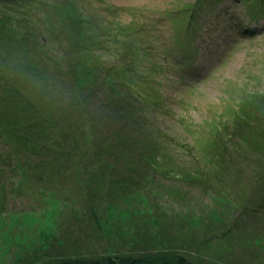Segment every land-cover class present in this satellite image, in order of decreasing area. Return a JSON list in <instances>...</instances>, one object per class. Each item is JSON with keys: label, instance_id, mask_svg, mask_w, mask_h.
Masks as SVG:
<instances>
[{"label": "rangeland", "instance_id": "374dc122", "mask_svg": "<svg viewBox=\"0 0 264 264\" xmlns=\"http://www.w3.org/2000/svg\"><path fill=\"white\" fill-rule=\"evenodd\" d=\"M204 1L0 0V264H264V0Z\"/></svg>", "mask_w": 264, "mask_h": 264}, {"label": "trees", "instance_id": "16d2710c", "mask_svg": "<svg viewBox=\"0 0 264 264\" xmlns=\"http://www.w3.org/2000/svg\"><path fill=\"white\" fill-rule=\"evenodd\" d=\"M19 1H24V0H19ZM26 1V0H25ZM184 1L187 0H179V5L177 6V10H172L167 8L165 11L170 12L171 15H173L174 18H181V17H185V13L184 10L187 9V6H184V8L186 9H181L179 7H181V5H186L187 3H185ZM211 0H205V3L210 2ZM215 5L219 4V2L217 0H215ZM214 7V6H212ZM176 8V7H175ZM169 9V10H168ZM206 11H210L207 9H204ZM203 10V11H204ZM252 14H250L251 16V20L254 22H257L263 18V16L261 14H258V16L253 15V12H250ZM249 28H251V26H248ZM239 31H241V27L239 28ZM182 39H178V41H176V43L174 42L172 45L174 47H177L179 45H184L183 47H186L187 44L186 43H182L181 41ZM183 41V40H182ZM184 42V41H183ZM167 59V58H166ZM169 61V66L173 68V71H175L176 73H174L175 77H178L179 81L182 80V77L185 78V76L183 75V70H188V72L191 74H193V70L195 69V71L197 70V67L195 66L193 69L189 70L187 65L189 64V60H187L184 57H179V59L177 58H170L168 57L167 59ZM182 72V77L181 75H179V73ZM197 72V71H196ZM182 82V81H181ZM192 84V83H191ZM140 112H143V109L138 111L137 113L140 114ZM186 262V261H185ZM56 264H186L183 262V259H181L180 257H175V256H170L167 254H145L142 256H131V257H127V256H111L108 255V257H100V258H85V259H78V258H62L61 260H58V262ZM189 264V263H188Z\"/></svg>", "mask_w": 264, "mask_h": 264}, {"label": "bare ground", "instance_id": "6f19581e", "mask_svg": "<svg viewBox=\"0 0 264 264\" xmlns=\"http://www.w3.org/2000/svg\"><path fill=\"white\" fill-rule=\"evenodd\" d=\"M212 8H213L212 6H211V7H210V6H206V7H205V9H207V10H210V9H212ZM200 20H201V18H200ZM182 46H184V45H182ZM170 49H171V50H174V51L177 50V49H175V48L173 49V48H171V47H170ZM167 53H168V52L165 51V53H162V54H167ZM162 54H161V56H162ZM193 68H194V67H191V68L188 67L189 70H191V69H193ZM181 74H182V72L179 73V75H181ZM191 74H192V73H191ZM191 74H190V75H191ZM193 74H196L195 69L193 70ZM152 161H153V159H152ZM156 161H158V160H157V159H154V162H156Z\"/></svg>", "mask_w": 264, "mask_h": 264}]
</instances>
